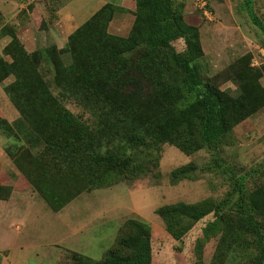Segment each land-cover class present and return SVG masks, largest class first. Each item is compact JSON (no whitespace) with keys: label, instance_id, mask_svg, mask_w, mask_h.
I'll return each instance as SVG.
<instances>
[{"label":"trees","instance_id":"16d2710c","mask_svg":"<svg viewBox=\"0 0 264 264\" xmlns=\"http://www.w3.org/2000/svg\"><path fill=\"white\" fill-rule=\"evenodd\" d=\"M244 4L252 22L264 34V21L255 11L254 0H244ZM183 9L184 0H136L134 23L124 37L108 32L109 23L119 8L106 3L69 36L63 48L52 47V51L57 49L54 55L59 60L64 54L71 55L70 64L60 62L72 82L128 122L132 127L128 134L114 129L100 117L93 130L60 105L38 70L42 52L51 59L52 51L40 48L29 53L16 31L7 25L1 28L11 36L3 52L11 55L12 61L7 62L0 54V82L14 72V80L4 86L6 94L21 117L59 157L57 168L53 166L51 173L41 171L44 165L39 159L32 169L36 172L35 178L29 174L31 185L53 211L66 205V200L58 199L71 191V184L63 190L53 186L49 192L44 179L52 181L53 185L72 182L78 192L131 180L146 172L143 161H148V169L158 167L165 143L186 153L203 147L216 151L229 144L227 138L234 126L264 107V88L258 82L261 69L250 65V53L244 57L246 68L238 63L228 71V76L238 86L237 96L209 80L204 81L201 59L205 54L200 29L185 20ZM79 37L83 39L81 44L75 40ZM178 39L185 42L182 51L173 45ZM56 80L68 90L57 75ZM195 131L199 140L187 152L186 146H192L189 138ZM20 158L16 155L18 161ZM16 165L20 168L19 163ZM194 168L192 163L174 168L170 172L171 183L191 178ZM24 170L22 172L27 175ZM10 190L0 185V192ZM231 191L239 193L234 203H229L231 196L219 201L207 198L192 204L180 201L161 206L157 214L165 221L166 231L179 241L195 222L211 212L218 211L221 215L234 212L239 217L238 229L258 236L260 247L253 262L264 264V231L258 220L264 216V183L244 190L238 181ZM140 238L134 230L131 235L125 233L118 242L126 245ZM136 257L135 246H132L127 256L111 249L100 261L76 252L72 259L74 264H114L112 258L133 260Z\"/></svg>","mask_w":264,"mask_h":264},{"label":"rangeland","instance_id":"374dc122","mask_svg":"<svg viewBox=\"0 0 264 264\" xmlns=\"http://www.w3.org/2000/svg\"><path fill=\"white\" fill-rule=\"evenodd\" d=\"M60 1L28 0V6L39 12L45 7H57ZM196 1L184 0L183 12L188 23L201 29L205 54L201 59L202 77L204 81L209 80L230 95L237 96L238 86L228 76V71H232L238 63L246 68L244 57L250 46L244 38L252 39L248 40L249 45L253 41L264 44V34L252 22L244 0H205L211 13L209 16L196 5ZM254 8L264 21V0H254ZM48 18L52 19V15ZM126 18L131 25V15ZM43 19L39 24L42 29L46 28V20ZM5 25L15 31L14 23L4 24L0 20V40L6 36L1 29ZM75 40L79 44L83 41L81 37ZM173 45L178 51L185 48L183 39L174 41ZM4 48L0 44V54L11 62L12 57L4 54ZM56 50L52 51L51 59L42 52L38 70L60 105L93 130H96L97 117H100L114 129L130 133L132 127L128 122L72 82L68 71L61 65L63 57H59L60 62L54 55ZM68 57L70 59L71 55L68 54ZM260 69L258 82L264 88V67ZM56 75L68 90L58 84ZM14 78L13 72L0 82V185L11 189L0 192V264H10L9 247L21 248L22 252L31 251V257L22 259L20 264H74V252L100 261L111 249L127 256L132 246L137 252L135 259L112 258L111 261L114 264H254L253 259L260 247L259 238L238 229L239 217L234 212L223 215L218 211L211 212L195 222L182 240L177 241L166 231L165 221L157 214V209L180 201L192 204L207 198L219 201L227 196H231L229 203H234L239 198L238 192L231 191L234 183L240 181L244 190L264 183V107L234 126L227 138L229 144L216 151L203 147L186 153L173 144L165 143L158 167L148 169V161L142 160L146 172L131 180L78 192L72 182L53 185L52 181L44 179L49 192H52L53 186L63 190L71 184V191L58 199L62 202L66 200V206L56 212L35 191L29 174L35 178L36 172L32 169L39 159L44 165L40 167L41 171L51 173L52 167L58 165L59 157L21 117L6 94L4 86ZM196 133L189 138L192 146H186L187 152L199 140ZM16 155L21 156L19 161ZM6 161L14 164L17 174L7 171ZM16 163L22 170L25 168L27 175ZM188 163L195 167L190 172L191 178L172 184L170 172ZM82 181L87 184L85 178ZM3 203H17L18 208L5 210ZM258 220L263 232L264 216ZM134 230L141 237L137 242L119 244L120 237L127 232L131 235Z\"/></svg>","mask_w":264,"mask_h":264},{"label":"crops","instance_id":"0c3cea01","mask_svg":"<svg viewBox=\"0 0 264 264\" xmlns=\"http://www.w3.org/2000/svg\"><path fill=\"white\" fill-rule=\"evenodd\" d=\"M0 1V20L4 24L14 23L17 37L29 53L43 47L51 51L54 46L58 49L63 48L67 44L69 36L106 3H112L119 8L109 23L108 32L124 36L134 23L133 12L136 8V0H61L57 7H45L37 12L36 8L32 9L28 6V0ZM50 15H52V19L48 18ZM128 15H131V25L127 23ZM43 18L46 20V28L42 29L39 24L44 20ZM1 39L0 44L4 48L11 41V36L6 35ZM248 40L252 39L244 38L247 46H249ZM63 60L65 64H70L72 61L71 58L69 59L68 53L63 56ZM6 164L7 171L17 174L16 167L11 161H6ZM16 205L17 203H3L5 210L17 209ZM8 249L10 264H20L22 259L31 257V251L22 252L21 248L17 249L16 247Z\"/></svg>","mask_w":264,"mask_h":264},{"label":"built area","instance_id":"2783aa9c","mask_svg":"<svg viewBox=\"0 0 264 264\" xmlns=\"http://www.w3.org/2000/svg\"><path fill=\"white\" fill-rule=\"evenodd\" d=\"M196 5L203 10L205 15H211V13L207 10V2L205 0H197ZM249 46L250 49L248 53L251 54L250 65L256 68L264 67V46L255 41H253Z\"/></svg>","mask_w":264,"mask_h":264}]
</instances>
